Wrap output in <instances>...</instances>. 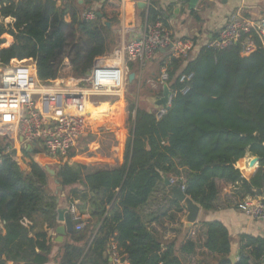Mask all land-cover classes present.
Here are the masks:
<instances>
[{
    "label": "trees",
    "instance_id": "1",
    "mask_svg": "<svg viewBox=\"0 0 264 264\" xmlns=\"http://www.w3.org/2000/svg\"><path fill=\"white\" fill-rule=\"evenodd\" d=\"M1 1L0 63L33 58L42 81L60 75L57 62L66 46L67 29L75 50L69 79L85 82L87 72L108 61L118 45L121 0ZM96 4L102 16L85 20L83 12ZM77 7L83 10L78 12ZM145 11L148 21L161 16L168 26L156 1ZM247 37L256 46L249 54L238 42L222 49L204 45L190 59H172L171 106L160 113L130 104L129 136L120 167L88 172L84 164L66 162L58 168L55 177L60 185L70 186L71 203L78 202L85 223L61 243L58 264H108L105 252L112 241L130 264H188L191 259L196 264H232L228 259L232 237L223 222H200L203 243L188 235L179 249L174 239L164 243L152 223L164 216L176 220L185 210L164 183V175L179 177L176 184H184L185 193L205 211L217 209L219 180L239 187L237 195H256L264 188V36L253 25ZM8 38L12 42L4 47ZM182 72L193 73L185 93L179 81ZM92 108L80 101L73 112L90 114L96 122L109 116L107 106ZM111 114H116L114 106ZM9 144L11 139L0 132V218L5 222L0 264H46L55 246L51 231L59 221L58 197L49 192V173L34 158L41 149L30 152L17 147L6 153ZM248 153L261 158L251 180L236 166ZM160 186L167 193L159 208L146 211ZM39 217L44 219L42 229H38ZM239 242L237 264L264 263V236L242 234Z\"/></svg>",
    "mask_w": 264,
    "mask_h": 264
},
{
    "label": "built area",
    "instance_id": "2",
    "mask_svg": "<svg viewBox=\"0 0 264 264\" xmlns=\"http://www.w3.org/2000/svg\"><path fill=\"white\" fill-rule=\"evenodd\" d=\"M2 1L0 0V9ZM95 9H86L82 17L85 20L97 18ZM2 20V18L0 17ZM0 20V21H1ZM5 18V21H11ZM255 25L264 36V17L258 21L243 15L233 13L214 35L210 36L202 46L222 49L241 42L244 53L249 54L256 49L253 41L247 37L251 27ZM196 41L191 38L173 37L172 32L165 25L161 16L156 21L146 19L137 35L127 43L118 45L114 50L113 63L96 65L91 71L90 86L81 89L79 86H53L51 81H42L37 75V65L33 58L24 59L17 64L2 65L0 67V130H10L11 143L5 147V152L10 153L14 148L30 145L34 150L42 148L45 152L57 159H65L77 146L80 139L88 131V118L86 114L72 111L60 112L65 107L72 110L80 100L87 101L91 97H123V92L129 72V64L138 61L141 66L148 61H153L156 55L164 51L172 59H190L197 51ZM167 63L162 66L160 75L155 81H150L153 87L169 86L170 72ZM193 73L182 72L179 77L183 87L182 92L189 90L188 82ZM170 87V86H169ZM171 90L169 104L171 106L175 92ZM93 99V98H92ZM57 108L58 115L48 113L49 109ZM168 109H159L160 113ZM33 150V151H34ZM178 178H170L172 185H177ZM185 192V185H180ZM231 203L247 217L264 224V188L258 196L240 197L236 191L227 195ZM71 218L78 221L76 229H82L84 223L79 215L76 205L69 209Z\"/></svg>",
    "mask_w": 264,
    "mask_h": 264
},
{
    "label": "crops",
    "instance_id": "3",
    "mask_svg": "<svg viewBox=\"0 0 264 264\" xmlns=\"http://www.w3.org/2000/svg\"><path fill=\"white\" fill-rule=\"evenodd\" d=\"M140 1H144L147 3V9L153 2H157V7L160 10V14L165 15L167 18V27L172 32L173 37H183V38H191L197 42L196 49L198 50L202 47L203 43L212 36L214 32L219 30L221 27L224 26L226 21L228 20L229 16L233 13L240 12L243 15L252 18L254 21H258L262 17H264V0H200L198 5L195 8H190L189 3L186 0H121V14L120 20L116 27V32L118 33V45H122L125 42L127 43L133 36L137 35V32L140 28H142V20L146 21L147 12L145 9H141L138 7L137 3ZM80 2H83L80 0ZM96 10L98 9V5H94L92 7ZM195 10V13L191 11ZM146 15V18L145 16ZM68 16V17H67ZM66 20L70 18L71 15H67ZM116 45V46H118ZM115 46V47H116ZM112 50L111 54L114 53ZM155 61H158L159 67V74L156 71L152 70ZM171 63L169 61V55L161 51L159 52L153 61H148L146 65L141 66L138 61L131 62V66L133 69H130L129 72H135L136 75L132 81L127 80L128 83L135 82L140 73L144 70L147 66V70H149V74L152 75L149 79H153L155 81L161 72V68L163 65ZM130 65V64H129ZM151 81V80H149ZM169 82V86H170ZM171 87V86H170ZM153 89V90H152ZM152 94L153 97L158 95H162L163 88L160 87H153L152 86ZM158 89L159 92H158ZM105 99V100H103ZM101 100H98V105L95 103L87 102L92 107V111H95L97 108H101L107 106L109 108V116L103 118L96 123V125L90 124L88 126V131L86 134L80 139L81 146L78 148L76 147V157L83 159V164L87 166L88 172H93L96 170H106V169H115L122 165L123 163V152L125 148L126 140L129 136V128H128V121H129V107L127 108L128 117L126 112H122V118L115 117V115L119 114L121 111V107L119 111L115 109L116 114L112 116L111 114V106H114V103H119L120 101H124V97H104ZM114 100V101H113ZM106 101V102H105ZM146 105L141 106L144 109L155 111L158 110L155 105H153L149 99ZM124 104V103H123ZM115 108V106H114ZM124 115L127 117L125 118ZM109 119L110 125H99L103 122L107 123V119ZM122 120V121H121ZM92 126V127H91ZM79 142V144H80ZM254 155L248 153L246 157L239 160L237 163V167L241 170L244 177L248 180H251L255 177L260 169V162L254 165V171L251 174H248L249 171V163ZM86 173V171H85ZM167 186V185H166ZM219 186V196L217 200V209L211 211H205L203 208L201 209L199 218L197 223L203 221H212V220H219L223 222L230 231L232 241L238 242V252H239V236L242 234L248 235H261L264 236V224L253 220L247 217L243 212L239 211L235 208L227 198L229 192L238 190L239 187H236L233 184L225 182L223 180L218 181ZM223 187V191L220 190V187ZM64 186L61 185V188ZM169 187V186H168ZM58 187L55 191L57 193ZM163 195L167 193V191L162 187L161 188ZM263 190V189H262ZM261 190V192H262ZM156 192L154 193V197L150 205L146 206V211L151 210L154 205L156 199ZM240 194V193H239ZM260 194V193H259ZM256 195H244L240 194V197H247V196H258ZM60 199L57 198L59 204H62L64 200L67 203H70L66 198V193L61 192ZM161 198V196H158ZM69 204V205H70ZM73 205V204H72ZM68 206L65 209L69 212L70 207ZM61 210V209H60ZM174 209L169 210V213H172ZM186 210L179 213V217L176 218L175 221L179 223V218H183L185 215ZM162 221L158 222L163 226V222L167 219V216L161 218ZM63 221L59 219L56 226L61 224ZM157 222H153L154 225ZM156 225V224H155ZM55 226V228H56ZM44 227V219L42 217L38 218V229H42ZM55 228L51 231V235L53 236V240L55 246L50 254L51 258L50 261L46 264H58L56 258L59 254L60 245L62 242H65L68 239V234L64 236L63 241H56L58 237ZM176 229H174L175 231ZM5 232V222L0 218V233ZM169 235V234H168ZM170 237V235L168 236ZM205 238V235H204ZM204 251V250H203ZM105 255L108 256V264H130V262L121 255L120 250H118L117 245L114 241L111 242L108 249L105 252ZM8 264H14L13 262H8ZM16 264H25V263H16Z\"/></svg>",
    "mask_w": 264,
    "mask_h": 264
},
{
    "label": "rangeland",
    "instance_id": "4",
    "mask_svg": "<svg viewBox=\"0 0 264 264\" xmlns=\"http://www.w3.org/2000/svg\"><path fill=\"white\" fill-rule=\"evenodd\" d=\"M77 10L79 12L80 10H83V9H81V7H77ZM68 21H71L70 18L68 19ZM144 23H145V20L144 21L142 20V27H143ZM214 34H215V32L212 35H214ZM11 42H12V39L8 38L3 46L4 47H8L11 44ZM73 42H74V40H73L72 35L70 34V29H67L66 46H65L64 51L61 54V56L59 57L58 62H57V65L60 68V75L55 80L51 81L50 84L53 85V86H56V87H59L58 86L59 84H60V86H67V85L73 86V85H75V86H79L81 89L87 90V88H89V86H90V76L87 75L88 78L85 80V82L83 80H81V79H78V78L69 79V78L66 77L68 75V73L71 72V69H72L71 60L75 56V50L73 49ZM109 62L110 61H106L103 65L109 64ZM110 63H113V62H110ZM159 64H158V61H155V64H154V66L152 68V70L156 71L157 74H159V70H160L159 69V67H160ZM0 67H2V65H0ZM147 69L148 68L146 66L144 68V70L140 73L139 78L135 82H133V83H128L127 82L126 83V86H125L123 92L121 93V95H123V97H124V99H123L124 101L123 102L120 101L119 103H114L115 104L114 105L115 109L117 111H119L118 107L119 108L121 107L120 108L121 111L119 112V114L115 115L114 118L115 117L116 118L117 117L122 118V116H121V115H123L122 112H126L127 113V117H128L127 108L130 106V104L132 102H135L139 106L140 105L144 106V105H146V103H148L147 102L148 99L153 97V94H152V91H151L152 86H151L150 81H149V80L153 81V79H149L148 80V78L151 77L152 75L149 74V70H147ZM46 83L49 84L48 82H46ZM160 89H161V87H160ZM160 89H158V92H159ZM103 98H104L103 96H100V97L96 96V97H91V98L86 99V100L91 101V103H93V104L95 103V105H98V104H100V103H98V100H101ZM103 100H105V99H103ZM80 101L82 102L83 100H80ZM48 113L50 115L56 116L57 113H58V110L48 111ZM88 115H90V114H88ZM124 117L127 118L125 115H124ZM109 119L110 118L107 119V123L103 122V123H101L99 125H105V124L110 125V124H108L109 123ZM88 122H89V120H88ZM128 128H129V122H128ZM0 132L2 133L3 136H6V137L10 138V130H0ZM79 142H78V144L76 146L77 148L79 146H81V142H80V144H79ZM76 147L70 152L69 156L67 158H65V159L53 158V157L49 156L42 148H40L41 150L38 151V153L34 154V158L42 166H44L46 171L49 173V178H48L49 179V184H48L49 192L51 194L57 195L58 199H60L61 198L60 197L61 192L63 191V192L66 193V198L70 202L72 201V198H70L71 197L70 196L71 195L70 186L61 188L60 187L61 185L59 184V182L56 179L55 175H56V171L58 170V168L62 164L66 163V162H69L72 165L83 164L84 160L76 157V152H75ZM23 167H25V166L23 165ZM168 178L170 179V178H178V177L175 176V175H172L171 177H168ZM57 187H58V190H57V193H55ZM162 187L163 186H160L158 188V190L156 191V194H155L156 195V199H155L154 205L152 206L153 207L152 209H154V210L155 209L157 210V208H159V205H160V202H161V198L158 197V196H161V197L163 196V193H162V190H161ZM220 190L223 191V187L222 186L220 187ZM77 203L78 202L70 204V203H67L64 200V202L62 204H60V207H61V209H65L66 207L74 204V205H76V208H77V211H78L79 215L82 217V219H84L81 211L78 209ZM185 210H186V208H185ZM186 215H187V211L185 212V215H184L183 218L182 217L179 218V223L177 221L169 219L167 217V219H165L164 222H163V226L161 224H158V221H157V223H155L156 225L152 224V226H154L155 229L157 230V233L159 232L160 236H162L164 243L167 242V241H171L173 239L176 240L178 249H179L181 243L183 241H185V239H186V237L188 235H189V238L196 240L198 242V244L201 245L203 243V241H204V235H205L204 234V228H203L202 225H200L198 223H195L194 225H192L190 227V229H188L186 227ZM161 221H162V219H161ZM84 225H85V223H84ZM174 229H176V230L174 231ZM168 234L170 235V237H168L169 236ZM201 251H203V250H200L199 253ZM195 257L198 259L197 255ZM199 257H203V256L200 255ZM203 259H207V261H209V260L214 261L215 260L214 258L209 257L208 255H205L203 257ZM188 264H196V263H195V261H192V259H191Z\"/></svg>",
    "mask_w": 264,
    "mask_h": 264
},
{
    "label": "water",
    "instance_id": "5",
    "mask_svg": "<svg viewBox=\"0 0 264 264\" xmlns=\"http://www.w3.org/2000/svg\"><path fill=\"white\" fill-rule=\"evenodd\" d=\"M189 3V7L190 8H195L198 3L200 2V0H186ZM138 7L141 9H145L147 7V3L144 1H140L137 3ZM98 16H102V14L100 12H97ZM1 17V14H0ZM1 20V19H0ZM108 26L110 25V23H107ZM114 55L111 54L110 56V62L114 61ZM92 71H88L87 75L91 76ZM136 73L135 72H130L128 75V80L132 81L135 77ZM170 95H171V90L170 87L165 84L163 87V93L162 95H158L156 97H151L149 98V101L155 105V107H157L158 109H169L170 108V104H169V99H170ZM28 151L33 152V148L28 145L26 148ZM261 161V158L257 155H254L249 163L250 167L254 166L255 164H258ZM164 183L171 187L172 189V196L176 199H178V201H180L182 203V205L186 208L187 211V215H186V227L188 229H190V227L192 225H194L195 223H197L202 206L200 204H198L194 199H192V197H190L189 195H187L179 185H172L170 182V179L164 175ZM61 187V186H60ZM59 219L61 221H63L61 224L57 225L55 228V231L58 235V237L56 238V241H63L64 236L67 235L68 233H71L74 231L75 225L78 224V221H74L69 212H67L66 209H61L60 210V216ZM238 242L237 241H232L231 242V250L230 253L228 255V259L231 261L232 264H237L238 262ZM264 264V263H263Z\"/></svg>",
    "mask_w": 264,
    "mask_h": 264
},
{
    "label": "bare ground",
    "instance_id": "6",
    "mask_svg": "<svg viewBox=\"0 0 264 264\" xmlns=\"http://www.w3.org/2000/svg\"><path fill=\"white\" fill-rule=\"evenodd\" d=\"M110 60V57H109V59H108V61ZM110 63V62H109ZM87 102H91V101H88L87 100ZM106 102V101H105ZM71 108L70 107H65L63 110H61L60 112H62V113H68V112H70V111H72L73 112V109L72 110H70ZM57 115H58V113H57ZM56 115V116H57ZM85 115V114H84ZM87 116V118H88V120H89V122L91 123V124H93V125H96V123H94L96 120L91 116V115H86ZM88 122V123H89ZM254 166H252V167H249V171H248V174H251V173H253V171H254Z\"/></svg>",
    "mask_w": 264,
    "mask_h": 264
}]
</instances>
